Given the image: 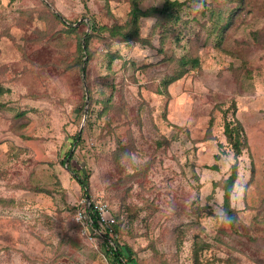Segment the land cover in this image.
Masks as SVG:
<instances>
[{"label": "rangeland", "instance_id": "374dc122", "mask_svg": "<svg viewBox=\"0 0 264 264\" xmlns=\"http://www.w3.org/2000/svg\"><path fill=\"white\" fill-rule=\"evenodd\" d=\"M179 1L123 40L94 25L127 30L132 0H0V264H116L87 198L137 264H264V0Z\"/></svg>", "mask_w": 264, "mask_h": 264}, {"label": "trees", "instance_id": "16d2710c", "mask_svg": "<svg viewBox=\"0 0 264 264\" xmlns=\"http://www.w3.org/2000/svg\"><path fill=\"white\" fill-rule=\"evenodd\" d=\"M239 8L242 5V1H238ZM132 7H131V26L127 30H123L121 26H113L108 27L105 25L102 26H96L94 25L95 30H108L110 31V34L115 36H120L123 40H129L133 37H136L139 35V26L138 22L143 17H149L153 16L155 14L158 15H166L171 17L172 19H180V8L183 5L182 1L179 0H166L164 5L162 7H155L150 9H143L140 6V3L138 0H132ZM211 15H214V12H211ZM232 19V18H231ZM199 59L198 58H181L179 60V66L182 68L184 65L188 63H194L195 65L198 64ZM224 134L226 136V140L228 144L231 146L235 157L237 158L243 151L244 148V133L242 129L241 123L237 122L236 120H230L226 119L224 123ZM78 138V135L76 136ZM75 138V139H76ZM70 156L71 158H74L76 156L75 152L69 151L66 156L63 158V163L68 164L67 167L73 171V175L76 177V179L79 181L80 185L82 186V189L85 191L88 190L89 187V180L88 176H83L76 170L74 167L70 166L71 158H68ZM218 167L217 165H215ZM238 171H239V164L236 162L231 167V173L226 178L223 189H224V195H223V205L225 208V211L229 217L230 223L232 226L235 225L237 220V213L235 208L232 206V194L234 191L235 183L238 178ZM76 212V211H75ZM114 215L116 216V223L111 226V229L105 228L101 226L100 223L96 220V213H91V217L94 219V228L95 229H103L102 235L104 236V241L106 245L109 247V250L106 251L107 254H111L114 258L116 264H137L136 257L133 256V249L129 246H127L125 243L121 245L117 238L114 236H111L112 234L116 233L118 231L119 223L117 221L118 213L114 212ZM96 234L102 236L100 233L96 232Z\"/></svg>", "mask_w": 264, "mask_h": 264}, {"label": "built area", "instance_id": "2783aa9c", "mask_svg": "<svg viewBox=\"0 0 264 264\" xmlns=\"http://www.w3.org/2000/svg\"><path fill=\"white\" fill-rule=\"evenodd\" d=\"M84 204V206L76 210L75 218L77 222L83 224L85 231L92 232L90 230H93V232H98L102 235L103 229L94 228V219L91 217V213H96V220L105 228L111 229V226L116 223V216L107 202L87 198Z\"/></svg>", "mask_w": 264, "mask_h": 264}]
</instances>
